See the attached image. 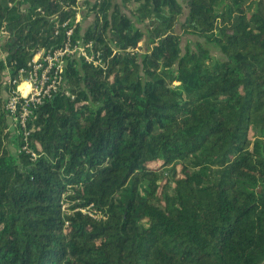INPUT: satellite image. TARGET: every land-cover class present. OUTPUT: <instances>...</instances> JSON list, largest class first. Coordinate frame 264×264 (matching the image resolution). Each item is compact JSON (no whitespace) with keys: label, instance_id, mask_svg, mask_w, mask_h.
<instances>
[{"label":"trees","instance_id":"16d2710c","mask_svg":"<svg viewBox=\"0 0 264 264\" xmlns=\"http://www.w3.org/2000/svg\"><path fill=\"white\" fill-rule=\"evenodd\" d=\"M82 3L0 0V264H264V0H184V51L178 0ZM69 27L103 66L67 57L24 137L3 77Z\"/></svg>","mask_w":264,"mask_h":264},{"label":"built area","instance_id":"2783aa9c","mask_svg":"<svg viewBox=\"0 0 264 264\" xmlns=\"http://www.w3.org/2000/svg\"><path fill=\"white\" fill-rule=\"evenodd\" d=\"M78 3L80 4V0ZM78 11H80L79 5L76 8L75 22H79ZM66 22H63V25ZM72 29V27L66 29V39L61 45L51 47L48 50H37L28 63V67L20 68L17 71L16 78L11 79L8 73L3 77L2 83L4 85L13 84L15 86L5 94L4 108L9 115L10 124L20 126L24 137L29 133L26 128L27 121L32 109L37 104L58 89L68 94L62 78L67 57L81 56L89 63L103 66L100 53L93 50L91 42L85 43L78 38L72 39ZM25 147L26 144L23 148ZM31 155L34 156L33 153ZM81 210L83 212L88 211L86 209ZM88 213L93 215L90 211Z\"/></svg>","mask_w":264,"mask_h":264},{"label":"rangeland","instance_id":"374dc122","mask_svg":"<svg viewBox=\"0 0 264 264\" xmlns=\"http://www.w3.org/2000/svg\"><path fill=\"white\" fill-rule=\"evenodd\" d=\"M81 1V0H80ZM88 1H92V0H88ZM182 5H183V10H182V14L179 15L178 19H177V22H176V25H175V30L181 34V42H180V47L182 49V51H184V48L187 44L189 45H193V43L195 41H203L202 38H199L195 35H189V34H182L181 33V30H180V24L181 22L184 20L185 16L187 15V7H185L184 5V0H178ZM82 3V2H81ZM80 6V11H78V21L81 23V25H84L86 23H89L91 21V15L88 16V12H87V6L88 5H83L82 4H78ZM83 7V8H82ZM207 47L209 48L210 50V54L214 57H217V58H222V55L221 53L219 52V50L214 47L213 45L211 44H208L207 43ZM146 50V47H142L141 50H139L138 52L140 53V55H142L143 51Z\"/></svg>","mask_w":264,"mask_h":264},{"label":"crops","instance_id":"0c3cea01","mask_svg":"<svg viewBox=\"0 0 264 264\" xmlns=\"http://www.w3.org/2000/svg\"><path fill=\"white\" fill-rule=\"evenodd\" d=\"M80 2H82V0L80 1ZM91 14L90 13H88V16H90ZM92 17V16H91ZM91 20H92V18H91ZM81 22V21H80ZM79 22V24H80V27H81V29L82 30H85L87 27H88V25L90 24V22L89 23H86V24H84V25H81V23ZM140 45V47L142 48V47H144V46H146V43L145 42H143V43H140L139 44Z\"/></svg>","mask_w":264,"mask_h":264},{"label":"bare ground","instance_id":"6f19581e","mask_svg":"<svg viewBox=\"0 0 264 264\" xmlns=\"http://www.w3.org/2000/svg\"><path fill=\"white\" fill-rule=\"evenodd\" d=\"M24 87V86H23Z\"/></svg>","mask_w":264,"mask_h":264}]
</instances>
